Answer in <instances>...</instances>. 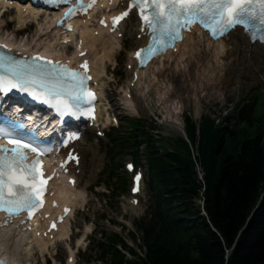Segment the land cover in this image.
<instances>
[{"label":"trees","instance_id":"obj_1","mask_svg":"<svg viewBox=\"0 0 264 264\" xmlns=\"http://www.w3.org/2000/svg\"><path fill=\"white\" fill-rule=\"evenodd\" d=\"M235 115L218 124L204 116L199 126L186 116L189 139L197 145L195 158L193 145L183 138L174 151L158 143L151 132L154 126L144 120L129 123L128 137L112 134L115 154L132 150L137 161L146 160L149 213L135 223L146 256H139L117 232H102L94 241L97 262L264 264V103L252 120L242 112L240 121L232 123ZM245 125L253 128V137L236 141L247 132ZM230 138L239 148L236 154L227 153ZM197 162L203 179L198 178ZM120 248L134 258L126 259Z\"/></svg>","mask_w":264,"mask_h":264},{"label":"rangeland","instance_id":"obj_2","mask_svg":"<svg viewBox=\"0 0 264 264\" xmlns=\"http://www.w3.org/2000/svg\"><path fill=\"white\" fill-rule=\"evenodd\" d=\"M17 14V10H13L10 14H5L4 17L0 13V36H5L14 40L15 43L26 44L27 46L37 45L43 48L50 44L46 40L39 41V36L42 32L41 23H38L37 27L27 29L25 32L22 31L19 34L21 29H19L20 25L18 24ZM15 31L17 34H15ZM131 31V27H128L124 37L121 38V45H114L115 49L113 48L111 53L108 54L105 63L102 64L104 65L102 69L101 62H98V70L99 74H101L103 96L105 99L103 124L108 125L112 118L117 117L120 126L118 131L122 132L124 136H127L130 130V119H144L149 125L155 127V139L159 140V138H162L160 142L174 151L179 140L184 139V137L179 129L168 123V120L173 119L178 121L184 127L186 116L192 117L197 123L200 122L202 116H209L216 120L218 124L219 121L224 122V117L233 106L238 110L245 108L244 113H249L253 107L255 108L256 106V111L264 103V74L259 73L260 71L256 69L253 70L252 74L249 73V75L242 76L241 78H238L234 72L227 73L226 67H223L226 64V60L216 61L214 57L211 60L209 57L211 49L208 50L209 53L201 52L198 60L192 61L191 67H188L189 64L187 65V62L185 64L181 63V69L176 68V66L172 68H163L161 65L158 68L152 67L149 70L151 72L148 71L141 83H138L140 90H137L135 87L130 86L132 57L129 53L132 50L131 47L134 42V34ZM199 39L201 38L195 37L194 47L186 55V60L189 54L195 53V49H204V39H201V41ZM51 41L53 42V40ZM56 45L55 42L52 44L51 51L56 54H63L65 50L63 48L60 49ZM120 47H123L122 51H119ZM183 61L185 62V59ZM211 66L220 68L216 69L217 72L214 70L213 73ZM204 67L208 69H203ZM154 74L158 75L157 79ZM161 79L163 81H160ZM226 80L228 81L227 84H221L222 82H226ZM210 82L211 84H208ZM257 91L261 95L255 99L254 93ZM154 122H157V125ZM232 123H237V118ZM245 129L247 132L236 138V141H243L253 136V128L245 125ZM108 137L106 135L105 139L98 144L102 145L103 150L100 158L93 154V151L96 149L88 151L90 144L87 143L85 145L84 168L89 173L93 172L97 166V168L101 167V169L98 175L95 177L91 176L89 184L93 188L90 189L84 214L80 213L76 218V225L72 229L73 236L71 240L64 244L51 246L45 253L35 252L34 249V256L28 255L23 250H20V252L17 250L14 255L19 264H100L96 261L94 253V241L99 239L100 232H105L108 236L114 232H118L120 236L127 239L128 243L135 246L138 251L142 250V240L134 221L148 214L149 197L146 190V162H142L144 164L142 169L145 176L143 191L140 196L146 203L143 206L141 204L138 206L131 205L129 202L131 200V175L126 172L123 166L132 157L128 155L125 158L127 153L123 152L116 155L115 160L111 157L107 158ZM87 142H93V137ZM228 143L230 148L227 149V153L236 154V152H239V148H237L236 142L233 139L230 138ZM196 146L193 145V150L195 151L192 153L193 158L197 157ZM143 150L144 148L141 147V151ZM114 154L115 151H112V157ZM98 161L100 162L98 163ZM88 162L89 164H87ZM112 163H115L116 175L120 179L118 182L117 177L113 180L108 179ZM196 169L199 175L198 178L203 179V167L199 162H197ZM105 182L110 183V192ZM131 232L136 233L137 240L131 237ZM2 238V235H0V241ZM3 242L6 246H13V242L10 240Z\"/></svg>","mask_w":264,"mask_h":264},{"label":"snow or ice","instance_id":"obj_3","mask_svg":"<svg viewBox=\"0 0 264 264\" xmlns=\"http://www.w3.org/2000/svg\"><path fill=\"white\" fill-rule=\"evenodd\" d=\"M95 2L96 0H91L85 5L83 0H79V6L86 10ZM133 9L138 10L141 32L147 31L150 36L148 45L135 53L142 64L174 46L177 39L183 38L182 31L191 30L194 24L203 27L213 39L226 36L232 29L240 26L253 40L264 42V0H129L127 10L113 17V29ZM74 11L75 9H70L65 15L71 16ZM68 27L70 29L71 25ZM34 60L45 63L9 65L12 75L0 76V93H8L14 89L28 93L33 99L54 107L62 116L77 113L93 115L91 108L81 111L79 103L70 104L65 98L67 93L72 99L88 104L95 99V94L85 84L86 80L91 79L86 74L87 61L81 65L85 72L80 73L39 55ZM48 65L53 67L49 68ZM65 77L71 82L68 87H65ZM0 136L10 137L12 133L0 127ZM9 143L13 145L12 148L0 145V211L11 215L29 210L31 215L30 210L42 204L38 196L46 190L44 185L51 177L38 181L37 165L41 163L39 155L42 152L38 153L37 160L30 163L25 149L37 152L35 147L19 139H9ZM69 159L76 157L70 155ZM139 179L137 175L136 180Z\"/></svg>","mask_w":264,"mask_h":264},{"label":"bare ground","instance_id":"obj_4","mask_svg":"<svg viewBox=\"0 0 264 264\" xmlns=\"http://www.w3.org/2000/svg\"><path fill=\"white\" fill-rule=\"evenodd\" d=\"M18 9H19V11L21 10L20 8H18ZM18 16H19V18L21 17L22 21L25 18L24 14L21 11L19 12ZM45 18L46 19H51V16L46 14ZM50 22H51V20L48 21L46 24H49ZM79 29H80L81 37H83V39L86 41V46L89 49H91V57H92V54H95V56H96V52L100 48V50L102 52L100 54V59L102 61H104V58L108 56V52H110L114 48L115 43H117V40L114 37V35H110L106 30L99 29L100 30V32H99L100 35L99 36H95L93 33L96 30H98V29L93 27V26L90 27V25H84V26H82ZM136 31L137 30L135 28V34H137V39L135 41V46H139V45L145 44L146 40L143 37L142 38H138V32L136 33ZM41 33L42 34L39 36V41L40 40L41 41L45 40L44 36L47 35V34H44L43 32H41ZM196 36L200 37L201 39H204V41H203L204 49L197 50V49L194 48L196 50L195 53L189 54L187 56L188 59L186 60V58H185L186 55L188 53H190L192 48L194 47V43H195L194 40H195ZM201 39H199V41H201ZM201 45H202V42H201ZM24 46H26V45H24ZM36 47L39 48L38 46H36ZM45 49H46V51H49L47 46H46ZM209 49H211V51H210L211 53H210V56H209L211 58V60H212V57H214V59H216V61H219V60H224L225 61L226 60V64L223 65V67L224 68L226 67L227 73L234 72L236 75H239V76L242 77V76L248 75L249 73L252 74L253 70L256 69V70L260 71L259 73H263L264 74V46L260 45L258 43L255 44V45H251L249 43L248 39L242 34L241 29H236L234 32H232L229 35V37H225L224 39H222L220 41H217V42H211V41L208 40V38L206 36H204V35H202L200 33H197L195 31H192L187 36V39L182 44H179L176 47L177 51L169 52V53L166 54V56L164 58H161L159 60H156V61L153 60L151 62V64L148 66V69L146 70V72H148L152 67L158 68L159 65H161V67H163V68H169V67L172 68L173 66H176V68L181 69L180 68L181 63L185 64L187 62V65L189 64L188 67H191L192 61L193 60L197 61L199 54L201 52H205L206 53V52H208ZM59 55L61 56L62 54H59ZM65 55H68V54H65ZM92 59H93V57H92ZM183 59H185V62L183 61ZM93 63H94V73L96 74V76L98 78L99 77V75H98V71H99L98 70V65H95L94 60H93ZM131 64H133V67H134L133 70H132V75H135L133 80H136V77L138 78L139 75H138V73H136V64H135L134 60L131 61ZM103 66L104 65L101 66V69L103 68ZM217 68H218L217 66H214V67L211 66V71L213 72ZM203 69H206V67H204ZM209 70H210V68H209ZM149 72H151V71H149ZM204 72H205V70H204ZM215 72H217V70ZM201 73H203V72L201 71ZM207 73H208V71H207ZM154 75H155V77L157 79L158 75L157 74H154ZM209 75H211V74H209ZM215 75H216V73H215ZM212 76H214V75H212ZM212 76H210V77H212ZM220 78H222V76H220ZM220 78H218V79L220 80ZM207 79H209V77H207ZM98 80H99V78H98ZM141 80H142L141 77L138 78V82H140ZM160 81H163V79H161ZM211 81H212V79H211ZM206 82H209V81H206ZM227 82L228 81L226 80V82H224V83L222 82L221 84H227ZM208 84H211V82L208 83ZM212 84H213V82H212ZM218 84H219V82H218ZM217 87L219 88V86H217ZM135 88L139 89V87L137 85H136ZM168 123L171 124L172 126L176 127L177 129H180L181 132H182V124L180 122L171 119L170 121L168 120ZM56 191L59 192V194H60V196H61V198L63 200H68L69 199V194L71 192V189L66 187L64 182H61V183L57 184ZM135 199H136V203L139 202L138 198H135ZM1 233H3L4 237L2 236L3 238L0 241V245H1L2 249L4 250V252L8 255V257L15 264H19V262L16 260L15 255H14L15 252H17V250L19 252H20V250H23V251L27 252L28 255L34 256L33 251H34L35 248L39 249L41 251V253H45L46 251L49 250V245L53 244L52 241H48V242H45V241H37V242L33 241L30 234H28V233L21 234V233H19L17 230H15L13 228H5L4 230L1 231ZM10 235H12V236H10ZM65 235L66 236L69 235V232L67 230V225L63 226V230L57 236H65ZM7 238H8V240L13 242V246L12 245H10V246L9 245H7V246L5 245V243L3 241H7Z\"/></svg>","mask_w":264,"mask_h":264}]
</instances>
